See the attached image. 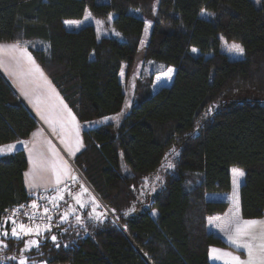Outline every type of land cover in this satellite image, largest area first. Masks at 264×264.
I'll return each mask as SVG.
<instances>
[{"label": "trees", "instance_id": "16d2710c", "mask_svg": "<svg viewBox=\"0 0 264 264\" xmlns=\"http://www.w3.org/2000/svg\"><path fill=\"white\" fill-rule=\"evenodd\" d=\"M87 9L99 18L114 14L119 34L67 27ZM147 20L144 57L159 66L139 81L128 115L84 130L75 159L108 209L83 210L48 228L23 254L28 264H212L210 247L228 244L208 230L207 218L230 202L207 195L231 190L232 167L245 171L241 217L264 215V0H0V42L26 46L80 122L89 123L122 110V71L137 59ZM222 38L238 41L243 57L230 59ZM36 127L0 72V145ZM165 161L173 167L151 197L146 179ZM27 167L23 148L0 156V227L7 211L34 197ZM0 239L7 245L0 264H19L25 241Z\"/></svg>", "mask_w": 264, "mask_h": 264}, {"label": "crops", "instance_id": "0c3cea01", "mask_svg": "<svg viewBox=\"0 0 264 264\" xmlns=\"http://www.w3.org/2000/svg\"><path fill=\"white\" fill-rule=\"evenodd\" d=\"M17 44L28 50L26 46L20 43ZM28 52L30 56L26 55L24 58L31 62L34 60L35 68H41L31 52L29 50ZM29 57L31 59H29ZM16 63H18L17 57H14V55L13 57L11 56L8 58V62L1 61L0 72L7 79V81L11 83L13 89L17 91L16 93L19 96V101H21L36 118L37 127L26 139L6 145H0V148H9L5 149L2 153H0V155L12 154L18 148H23L28 160V167L24 173L27 191L30 193H35L39 190H46L49 199L52 200V203L58 205L61 202L59 197L63 196L67 191L66 184L69 181H75L80 184V186L78 185L80 188L75 192L73 199L78 211L80 210V213L83 210L87 211L88 213L96 211L99 213V207L96 205L98 204L97 199L94 200L91 189L85 183L84 185L81 183L83 180L79 175L81 172L75 165L76 156L84 148L83 132L89 128L87 126L88 123L80 122L74 111L62 96L59 89L55 86L50 77L42 68V71H38L34 77H26L17 83L11 80V70L8 65L14 66ZM9 146L14 147L10 148ZM236 170H242L244 175L237 176ZM231 174L232 188L229 192H215L209 193L207 195L210 199H227L230 202V205L225 212L213 214L207 218L208 230L222 237L228 244V246L212 245L210 247L209 259L212 264H234L232 257H237V253L242 257V259H240L241 261H247V249L242 246H238V244L243 245L244 243H252L254 245V249L258 251L260 240H252L251 236H241L238 240H236V242H233V239L235 238L237 218H239V220H256L262 222L251 230V232L257 236H259L261 230L264 229V215L262 217L251 219H244L241 217L240 199L238 202L237 200L234 202V200L231 198V191L235 188V178L240 181V187L244 183L245 171L239 167H232ZM58 175L60 181L59 183H57ZM77 196L80 197V201L88 196L91 202L87 205L79 206V203L76 199ZM82 202L83 201L80 203ZM216 217H219L220 219L216 220ZM64 220L65 218L63 221ZM6 221L13 220L9 217L6 219ZM6 221L3 226L0 227V230L7 227L10 235L2 236L0 234V237H13L11 235L12 228L15 225L19 231L18 225L21 224H12L13 222L7 223ZM27 228L37 229V226ZM38 229V232L34 231L30 234H21L23 237H20V239L25 241L24 247L26 246L27 242L32 239L33 241H37L39 244L40 235H43L48 231V228L43 226H38ZM230 237H233V239H230ZM0 242L2 243V239H0ZM33 247L36 246L33 245L30 247V249ZM212 249H217L218 251L214 253ZM225 253H230L231 256L224 255ZM37 264L48 263L40 262Z\"/></svg>", "mask_w": 264, "mask_h": 264}, {"label": "rangeland", "instance_id": "374dc122", "mask_svg": "<svg viewBox=\"0 0 264 264\" xmlns=\"http://www.w3.org/2000/svg\"><path fill=\"white\" fill-rule=\"evenodd\" d=\"M257 5L260 4L261 0H253ZM158 2V1H156ZM155 2V3H156ZM114 17V14H111L109 17L107 18H99L95 15H93L90 11V9H87L84 16L80 19H69L66 20L65 23L67 25V27L69 28H73V29H78L81 26H85V25H93L95 27L97 36L101 37V36H107V35H118L119 33L116 32L112 26V19ZM69 21L73 22V23H68ZM151 26H152V22L150 20L146 21L145 24V28H144V32H143V39L141 41V47H140V52L137 56V59L134 63V65L129 68L126 69L124 67L123 71H122V82L124 85V91H125V102L123 105L122 110L117 113V114H113L111 116L108 117H104V118H99L96 119L90 123L87 124V126L89 128H94V127H99L102 126L104 124H108L110 122H117L119 120H121L124 116L128 115L132 109V107L137 103V88L139 86V81L141 79H145L148 74H150V72L153 70L154 67L159 66V64L152 62V61H146L145 57H144V47L147 43L148 37L150 36V32H151ZM118 33V34H117ZM14 45H17L18 48H13ZM233 45H240L242 47V45L238 42V41H228L225 38H222V44H221V50L230 58V59H238L243 57V54H240L238 52H236L233 48ZM243 48V47H242ZM17 57V62L16 65H8V67L10 68V78L11 80L17 82L22 81L23 79H25L26 77H34L36 75V73H38V71H36L35 68V63L34 60L31 62L27 59H25L24 57L26 55L30 56L29 52L27 49L19 46V44H17L16 42H7V43H0V62H8V58L9 57ZM40 71L41 68H39ZM9 76V75H8ZM6 79V78H5ZM7 80V79H6ZM9 83V82H8ZM11 85V83H9ZM17 92V91H16ZM21 94V93H20ZM238 96L246 99V100H251V99H259L254 93H239ZM21 102V101H19ZM22 103V102H21ZM218 108V106H214L213 109L209 112V114H212L216 109ZM5 149H9L8 147H3L0 148V153H2ZM2 156V155H0ZM170 162V160H168ZM171 165V163H167L166 165V161L160 166V169L157 170L151 177L146 179V186H145V193L146 194H151V197H153L156 192L158 191V189L162 186V179H163V174L165 171L169 170L171 167L169 166ZM242 171V170H241ZM80 177L83 179L81 181V183L84 185V183L91 189V192H93V199L96 200L97 199V203L96 205H98V207H100V209H108L100 200L99 196L96 194V192L94 191V189L92 188V186L89 184V182L85 179L84 176L81 175V173H79ZM76 180V177H75ZM76 183L77 186L80 184L75 182V181H69L68 183ZM68 183L66 184V187L68 185ZM240 181L235 178V188L231 191V198L232 200H237V202L240 199ZM80 187H78L79 190ZM82 190V189H80ZM40 192L37 191L35 192L36 195ZM41 192L45 193L46 199H47V203L45 202V204H47L48 206H56L57 204H53L52 200L49 199L48 197V193L46 190H41ZM33 193V194H35ZM63 197V196H62ZM62 199H60L61 201ZM152 200L149 199V202ZM83 201L82 203H79V206H84L89 204L91 201L89 200L88 196L81 200ZM93 201V200H92ZM72 206L75 210V213H71V214H67L61 217V219H59L60 223L64 222L65 220H67L69 217L71 216H80L82 214V211L80 213V210L78 211V209L76 208L75 202L73 201ZM84 208V207H83ZM94 208V207H93ZM92 208V209H93ZM102 211V210H101ZM103 212V211H102ZM101 212V213H102ZM97 213L98 215H101L100 213L96 212H91L88 213V215ZM66 216V218H65ZM65 218V220L63 221V219ZM7 223L13 222L12 224L15 223H20L23 224L21 222H17V221H6ZM24 225V224H23ZM26 226V225H25ZM15 227V225H14ZM26 227H35L34 225L32 226H26ZM42 227V226H41ZM43 227H47L44 226ZM48 228V227H47ZM4 232H7L9 236L10 233L7 229V227L2 228L0 230V234L2 236ZM20 237H23L22 235ZM30 241V240H29ZM33 241V239H32ZM1 243V242H0ZM33 245H29L28 242L26 244V246L24 247L23 251H22V256H20V259H18L19 264H21V261L24 260L27 262V264L29 263L28 259L25 257V255H23L25 252H27L30 247H32ZM1 250V249H0ZM237 257H239L240 259H242V257L237 253L236 254ZM16 258V257H15ZM17 259V258H16ZM35 264L40 263L37 261H34Z\"/></svg>", "mask_w": 264, "mask_h": 264}, {"label": "built area", "instance_id": "2783aa9c", "mask_svg": "<svg viewBox=\"0 0 264 264\" xmlns=\"http://www.w3.org/2000/svg\"><path fill=\"white\" fill-rule=\"evenodd\" d=\"M67 191L63 195V199L56 206H48L47 199L44 192H39L29 201L23 202L15 206L12 210L7 211L8 218L13 221L21 222L26 226H47L52 228L54 225L60 223L59 219L62 216L75 213L72 206L74 194L78 189L76 183H68ZM35 204L37 207L33 208ZM47 209V211H45Z\"/></svg>", "mask_w": 264, "mask_h": 264}, {"label": "snow or ice", "instance_id": "6c2138e0", "mask_svg": "<svg viewBox=\"0 0 264 264\" xmlns=\"http://www.w3.org/2000/svg\"><path fill=\"white\" fill-rule=\"evenodd\" d=\"M68 23H73L71 21H69ZM13 48H18L17 45H14ZM233 48L236 52L243 54L244 49L240 46V45H233ZM193 52L196 51V49H192ZM29 59H31L29 57ZM36 71H40L39 68H36ZM169 71H172L171 69H169ZM74 119V118H73ZM14 147V146H9ZM172 151L175 153V149L173 148ZM170 167H173V165H169ZM236 175L237 176H243L244 173L243 171H238L236 170ZM59 175L57 176V183H59ZM60 199H63L62 196L59 197ZM77 202L80 203V197L77 196L76 197ZM33 208L37 207V205L33 204L32 205ZM45 211H47V209H45ZM66 218V216H65ZM216 220H219V217L215 218ZM210 222H211V218H210ZM262 222L260 221H256V220H239V218H237V222H236V231H235V238L233 239V237H230V239H233V242H236V240H238L241 236H251L252 240H260V243L258 245V251L256 249H254V245L252 243H244L243 245H239L238 246H242L244 248L247 249V254H248V260L247 261H241L239 257H232V261L234 262V264H264V229L261 230V232L259 233V236L253 234L251 232V230L258 224H260ZM18 229L17 227H13L12 228V232L11 235L13 237L16 238H20L21 234H30L34 231L38 232V226L37 229H32V228H27L25 225L21 224L18 225ZM3 235H8L7 232H4ZM53 240H55V237H52ZM29 245H35L36 247H38V242L37 241H28ZM0 247H7V245H3L2 243H0ZM212 251L215 253L218 250L217 249H212ZM224 255H228L231 256L230 253H225ZM12 259H15V257H12ZM21 264H27L26 261L22 260Z\"/></svg>", "mask_w": 264, "mask_h": 264}]
</instances>
